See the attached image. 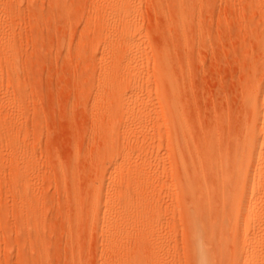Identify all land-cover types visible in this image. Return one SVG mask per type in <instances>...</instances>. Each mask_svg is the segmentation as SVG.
<instances>
[{
	"label": "rangeland",
	"instance_id": "1",
	"mask_svg": "<svg viewBox=\"0 0 264 264\" xmlns=\"http://www.w3.org/2000/svg\"><path fill=\"white\" fill-rule=\"evenodd\" d=\"M109 1L0 0V42H10L18 63L14 74L0 59V114L34 165L26 202L14 184L18 167L12 148L5 139L0 143V264H104L108 258L110 264H194L189 220L217 217L216 203L204 207L207 199H195V216L194 200L171 196L170 184L180 174L173 173L176 162L167 160L155 167L153 198L127 201L121 213L110 215L106 230L98 229L96 202L90 200L104 155L103 134L94 130L96 84L104 77L106 45L117 48L110 38L136 28L151 60L157 52H169L189 122L196 133L218 128L226 154L249 118L245 95L264 82L263 10L250 0H185L182 7L178 0H134L136 22L123 25ZM111 15L115 22L108 24ZM145 105L159 109L157 96ZM163 120L152 142L165 151L170 127ZM199 207H204L201 215ZM250 251L246 247L245 256Z\"/></svg>",
	"mask_w": 264,
	"mask_h": 264
},
{
	"label": "bare ground",
	"instance_id": "2",
	"mask_svg": "<svg viewBox=\"0 0 264 264\" xmlns=\"http://www.w3.org/2000/svg\"><path fill=\"white\" fill-rule=\"evenodd\" d=\"M250 1L252 6L263 10L264 24V0ZM109 2L111 3H108V7L121 15L118 21H122L123 25L136 22L131 13L136 9L137 2ZM178 2L180 7L185 4V0ZM115 18L112 19L111 15L108 24L114 23ZM143 36L136 28L128 27L110 38L111 42L115 40L117 48L112 49L110 44L106 45L105 49L109 54L101 67L104 77L96 84L92 111L94 119L99 122L93 126L94 130L98 128L96 132L99 133L100 130V135L103 134L104 155L100 158L96 176L93 175L96 178L93 177L94 193L90 200L92 204L96 202L93 205L96 206L94 209L98 214V229L102 232L106 230L110 225V215L114 212L121 213L127 201L152 199V190L157 186L152 181L157 174L155 167L167 160H173L176 162L173 173H179L180 178L171 182V196L178 199L190 197L194 201L199 198L207 199L204 207H207V201H210V207L213 203L220 204L219 207L222 205L220 209L215 204V219H212L216 215L212 214L214 210L211 209V214L208 211L212 215L210 222L195 221L193 218L189 220V223L192 222L189 233L193 232V236L189 234V237L192 236L189 239H193L189 243L192 247L189 248L194 264H264V239H260L264 235V82H256L255 91L245 95V109L249 118L245 123L242 121L238 139L231 143L232 149H228L226 159L221 131L216 127H209L203 133L196 130L200 133L197 134L189 122L186 106L181 100L180 80L176 79L172 70L169 52H157L154 60H151L144 54L141 46ZM10 45L8 40L0 42V59L8 70L17 74V56ZM122 52L125 54H121ZM151 63L155 64L154 70L149 68ZM148 74L155 79L154 86L147 82L150 80H146ZM153 96H157L159 109H148L145 105L147 98L151 99ZM2 113L0 143L5 139L6 145L12 148L15 167H18L14 184L22 193L20 199L27 202L31 196L29 172L34 169V165L32 166L30 157L25 155L26 152L21 153L20 140L14 135V130L3 122L5 118ZM160 120L170 127V131L167 130L169 143L165 151L162 148L155 149L152 142ZM187 153H190V159ZM113 156L119 157L118 160L113 158L110 161L109 158ZM193 205H196V201ZM197 205L191 206L194 211ZM204 207H199L198 214L203 213ZM219 212L224 215L220 216ZM194 213L196 216L197 212ZM194 213L191 214L193 217ZM34 221L31 219L29 224L32 222L30 225H33ZM251 224L254 226L251 227ZM35 234L40 236L39 229ZM226 239L230 241V248L224 242ZM104 245L107 248L111 246L108 234ZM246 247L251 250L247 256L244 253ZM104 264H110L109 258Z\"/></svg>",
	"mask_w": 264,
	"mask_h": 264
}]
</instances>
